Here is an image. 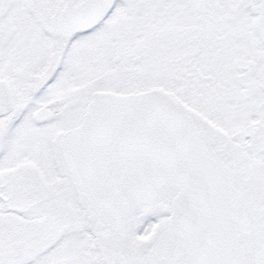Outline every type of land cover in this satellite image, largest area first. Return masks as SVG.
<instances>
[{"label":"snow or ice","instance_id":"6c2138e0","mask_svg":"<svg viewBox=\"0 0 264 264\" xmlns=\"http://www.w3.org/2000/svg\"><path fill=\"white\" fill-rule=\"evenodd\" d=\"M0 264H264V0H0Z\"/></svg>","mask_w":264,"mask_h":264}]
</instances>
